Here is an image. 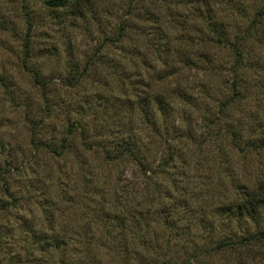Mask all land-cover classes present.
Returning a JSON list of instances; mask_svg holds the SVG:
<instances>
[{
    "label": "trees",
    "instance_id": "obj_1",
    "mask_svg": "<svg viewBox=\"0 0 264 264\" xmlns=\"http://www.w3.org/2000/svg\"><path fill=\"white\" fill-rule=\"evenodd\" d=\"M70 1L46 0L45 4L51 10H57ZM131 1L139 3L138 11L132 15L139 20V25L122 24L118 32L102 40L92 57L86 60L83 71L72 73L78 82L91 78L101 84L103 90L98 89L94 97L85 96L87 102H79L78 98L70 96L72 99L68 101L62 122L69 119L64 123L63 135L57 145L48 135L56 134L58 125L62 123L56 113L58 109L52 103L55 102L54 94L48 90L49 82L35 75L34 83L42 89L46 100L39 118L31 121L35 130L31 139L35 151L33 160L37 162L46 152L55 158H64L66 151L77 146L76 136L80 135L84 155L79 157L81 163H76L78 167L73 168L72 178L67 181L75 175L82 176L78 184L81 186H77L80 189L69 197L74 206L70 216L82 225L88 264H96L99 250L111 242L118 245L117 249L109 252L112 257L118 256L119 251L118 257L125 260L133 258L131 250L136 258L137 254L140 257L141 247H151L143 242L146 229L150 231L159 226V222H172L173 232H168L166 244H173L174 249L170 246L164 255L157 254V261L150 264H264V231L241 236L222 235L213 247L203 249L197 246L193 234H189L187 217L184 221L187 222L181 226L171 217L172 213H183L178 203L184 204L195 194L189 192L188 183L193 174V165L189 164L191 156L209 155L216 150L225 155L229 150H249L251 146L259 145L255 138L263 127L262 119L256 123L252 118L250 121L229 118L227 108L243 98L239 72L245 56L249 55L243 46L248 35L264 19V0ZM249 3L252 7L248 9L246 5ZM136 6L131 4L127 14L131 15ZM236 13L244 18L239 27L228 22V17ZM128 28L138 31L131 48L123 44ZM107 45L110 48H105ZM113 46L119 48L117 53H111ZM26 48L29 52L28 44ZM211 49L227 54L228 60L223 68L232 75V79L223 85L228 88L227 92L220 93L219 97L207 80L199 75L203 72L198 73L211 71ZM192 70L198 71L193 78L188 75ZM111 79L120 93L118 97L108 86ZM0 82L6 85L1 75ZM168 82L169 86L166 85ZM60 102L63 107L66 100L60 98ZM111 109L114 113L110 112ZM84 110L93 113L98 124L94 125L91 118H83ZM200 112L201 122L198 120ZM253 114L250 115L254 118L256 115ZM70 116L75 119H70ZM245 126L251 135L256 131L257 134L252 137L244 135ZM259 148H264V145ZM86 152L104 161V174L96 178L88 169ZM129 168H132V176L122 177L121 174ZM13 169L12 163L0 167V196H3L0 197V264L37 262L39 259L30 257V251L19 258L15 251H11V245L6 244L14 237L15 224L19 225L23 220L22 215H17L15 220L9 217V211L15 212L23 200L15 196L10 187L27 167L16 175L12 173ZM165 178L172 180L174 195L164 187ZM141 183L143 187L140 188L147 196L148 215L138 212L144 204L141 203L144 200L136 199ZM260 183L238 188L233 205H241L246 210L264 209V185ZM152 188L158 190V197L151 195ZM64 192L69 193L67 189ZM200 195V192L196 194L197 197ZM51 202L46 205L53 207L50 213L51 220H54L57 218L56 202ZM237 213L242 215L244 210ZM126 232H130L129 235ZM23 239L28 243L26 237ZM43 242L42 239L34 240L30 248ZM60 244L56 250L66 248L63 246L65 241ZM51 245L45 241V246ZM178 246L180 248L175 252ZM183 249L184 253L176 258L175 254ZM212 256L222 261L209 263L207 259ZM143 259L138 258V264H146L142 263Z\"/></svg>",
    "mask_w": 264,
    "mask_h": 264
},
{
    "label": "rangeland",
    "instance_id": "obj_2",
    "mask_svg": "<svg viewBox=\"0 0 264 264\" xmlns=\"http://www.w3.org/2000/svg\"><path fill=\"white\" fill-rule=\"evenodd\" d=\"M45 1L0 0V75L4 77L6 83L3 85L0 82V167L5 163H12L14 175L27 167L10 187L13 194L23 200H20L21 204L15 212L9 211V217L15 220L17 215H22L23 220L18 223L19 225L15 224L14 237L12 241L8 239L6 244L11 245V251H15L19 258L26 256L30 251L32 253L30 257L39 259L37 262L28 261L21 264H88L82 225L76 218L70 216L73 215L74 206L69 197L71 193L73 195L80 189L77 186H81L78 184L82 176L75 175L71 181H67L72 178L73 168L77 169L76 163H81L79 157L81 154L84 155L81 149L82 140L80 135L76 136L77 146L66 151L64 158H55L52 153L46 152L37 162L33 160L32 155L35 151L31 139L35 130L31 121L39 118L40 109L46 100L42 89L34 80L38 74L40 78L49 82L48 90L54 94L52 97L55 102L52 103L58 109L56 113L62 122L66 116L68 101L72 99L71 95L78 98L79 102H87L85 96L94 97L98 89L103 90V86L91 78L85 79L83 83L78 82L72 73L77 70L83 71L86 60L92 57L102 40L118 32L122 24L126 26L138 24L139 20L132 15L138 11L139 3L137 1L133 3L131 0H71L65 7L51 10ZM131 4L137 6L134 12L128 15L127 10ZM250 7L251 3L246 5V8ZM242 19L244 18L241 14L236 13L228 17V22L239 27ZM247 24L246 22V26ZM137 34L138 31L134 29L131 31V28H128L123 38L124 46L127 48L134 46ZM248 36L243 47L249 55L245 56L239 72L240 94L243 98L236 100L227 111L229 118L249 121L252 118L251 120L256 123L262 119L263 127L258 134L256 131L258 137L255 138L259 145L258 147L253 145L249 150L242 148L235 152L229 150L225 155L216 150L209 155L191 156L192 161L189 164L193 165V174L188 183L189 192L195 194L191 198L188 197L184 204L178 203L179 210L183 213L171 214V217L180 223L179 226L188 221L189 234H193L192 238H196L197 246L203 249L213 247L220 241L222 235L241 236L264 231V209L246 210L241 205H233L237 199L238 188L252 186L259 181L264 185V148H259L264 145V19L259 21L257 29ZM105 48H110V45ZM110 51L117 53L119 48L113 46ZM210 51L211 60L213 59L211 71L192 70L188 71V75L193 78L197 72H203L199 75L207 80L219 97L220 93L227 92L228 88L223 85L232 79V75L229 70L223 68L228 60L227 54L215 49ZM169 84L166 83L167 86ZM108 86L113 90L115 97L120 95L112 79ZM60 98L66 100L63 107ZM94 103H97V100ZM110 112L114 113L113 109ZM252 113L253 116L256 115L254 118L250 115ZM82 114L87 120L91 118L94 125L98 124V119L93 113L84 110ZM68 119L58 125L56 134H48L54 144L57 145L62 138L63 126ZM70 119L75 117L70 116ZM198 120L199 122L203 120L201 112ZM244 130L246 136L256 135H251L246 126ZM50 132L51 130L48 133ZM86 157L87 167L93 171L96 178L106 172L101 158L87 152ZM132 173V168H129L121 175L130 178ZM163 183L164 187L169 189L168 192L174 195L172 180L165 178ZM1 186L2 183L0 188ZM140 187H143L142 183L138 185L136 199L144 200L141 202L144 204L138 212L148 215L145 202L147 196ZM65 189L69 193L65 194ZM153 189L151 195L158 197V190ZM198 192L201 195L197 197ZM49 202H56L57 218L54 220H51L50 213L53 207L46 205ZM242 209L244 213L239 215L237 212ZM159 223V226L151 228L150 231L146 229L143 242L150 244L151 247L146 249L144 245L140 249V257L137 254L138 258H144L142 263L150 264L157 261V254L164 255L170 246L174 249L173 244H166L169 233L173 232L172 222ZM129 233L126 232L127 235ZM23 237L28 239V243H24ZM37 239H42L43 244L35 243L30 248L32 242ZM45 241L51 242L52 245L45 246ZM64 241L66 244L63 246L66 248L60 247L56 250ZM117 248L118 245L111 242L107 247L100 249L95 263H139L133 250L130 252L133 258L125 260L118 257L119 251L118 256L112 257L109 252ZM179 248L178 246L175 252ZM53 249L55 251H51ZM183 253L184 249L176 253L175 257ZM125 257L128 258L129 255ZM207 261L217 263L222 259L212 256Z\"/></svg>",
    "mask_w": 264,
    "mask_h": 264
}]
</instances>
